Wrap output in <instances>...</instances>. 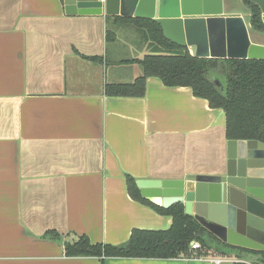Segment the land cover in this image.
I'll use <instances>...</instances> for the list:
<instances>
[{
	"label": "crops",
	"instance_id": "obj_1",
	"mask_svg": "<svg viewBox=\"0 0 264 264\" xmlns=\"http://www.w3.org/2000/svg\"><path fill=\"white\" fill-rule=\"evenodd\" d=\"M226 7L264 46L248 13ZM115 17L69 15L64 0H0V264H253L192 243L173 258L66 255L80 237L121 245L172 227L170 215L131 197L128 175L183 181L227 168L226 114L192 89L149 77L142 97L107 94L142 76L133 61L152 46L145 37L121 44L117 29L108 42ZM130 49L141 55L124 59Z\"/></svg>",
	"mask_w": 264,
	"mask_h": 264
},
{
	"label": "water",
	"instance_id": "obj_2",
	"mask_svg": "<svg viewBox=\"0 0 264 264\" xmlns=\"http://www.w3.org/2000/svg\"><path fill=\"white\" fill-rule=\"evenodd\" d=\"M262 12L264 0H251ZM69 15L153 20L163 36L198 58L263 60L242 16H226L225 0H64ZM225 173L190 175L183 181L138 180L144 198L165 209L184 203L185 212L223 243L264 251V142H228Z\"/></svg>",
	"mask_w": 264,
	"mask_h": 264
},
{
	"label": "trees",
	"instance_id": "obj_3",
	"mask_svg": "<svg viewBox=\"0 0 264 264\" xmlns=\"http://www.w3.org/2000/svg\"><path fill=\"white\" fill-rule=\"evenodd\" d=\"M241 1L249 15L251 31L264 33L259 6L251 0ZM225 2L227 5L231 3L233 8V0ZM113 22L115 25L125 22L136 24L152 46L150 55L133 61L142 67V76L133 84L107 86L108 95L142 97L147 78L155 77L168 87H188L195 97L207 100L211 108L223 110L227 119L228 140L264 142L263 60L198 58L188 48L167 40L161 26L153 20L118 16ZM116 38V32L109 28L107 41L112 42ZM127 185L133 199L161 214L170 215L173 218L172 227L160 232L136 231L127 243L121 245L92 244L88 238L80 237L76 242L65 245L67 256L173 258L187 252L191 243L198 242L207 252L264 264V251L236 248L221 242L194 216L186 214L183 203L165 209L142 197L136 180L129 175Z\"/></svg>",
	"mask_w": 264,
	"mask_h": 264
},
{
	"label": "rangeland",
	"instance_id": "obj_4",
	"mask_svg": "<svg viewBox=\"0 0 264 264\" xmlns=\"http://www.w3.org/2000/svg\"><path fill=\"white\" fill-rule=\"evenodd\" d=\"M226 6H228V10L234 13L239 11H244V5L242 1L240 0H233V8L231 9V3L227 5V2H225ZM227 8V7H226ZM124 25H113L111 26V29L114 31V29H117L118 31V37L122 40L120 41L121 44L129 45L130 43H133L132 40L135 41L136 45L140 47V45H143L142 42L144 40L145 35L142 33V30L139 28L138 33L135 31V27L131 26L130 24H127L126 22L123 23ZM120 26V27H119ZM253 33H257L255 31H252ZM117 36V33H116ZM146 39V37H145ZM134 44V43H133ZM127 49V48H126ZM141 55V51L138 52L137 49H130L129 52H124V59H130V58H136Z\"/></svg>",
	"mask_w": 264,
	"mask_h": 264
},
{
	"label": "built area",
	"instance_id": "obj_5",
	"mask_svg": "<svg viewBox=\"0 0 264 264\" xmlns=\"http://www.w3.org/2000/svg\"><path fill=\"white\" fill-rule=\"evenodd\" d=\"M192 249H193V250H200V249H201V245H200V243H198V242H193V243H192Z\"/></svg>",
	"mask_w": 264,
	"mask_h": 264
}]
</instances>
